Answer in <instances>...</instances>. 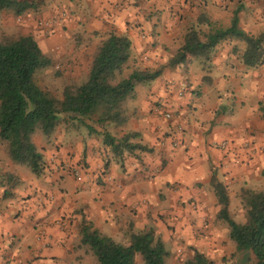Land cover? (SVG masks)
Masks as SVG:
<instances>
[{
  "label": "crops",
  "instance_id": "1",
  "mask_svg": "<svg viewBox=\"0 0 264 264\" xmlns=\"http://www.w3.org/2000/svg\"><path fill=\"white\" fill-rule=\"evenodd\" d=\"M60 1L54 0L42 12L44 20L38 13L19 15L23 33L32 35L43 54L52 58L58 81H85L90 60L85 63L82 56L93 54L111 32L131 40L123 77L132 70L161 72L137 84L135 97L125 101L124 123L108 124L111 136L134 133L130 142L148 149L127 150L115 159L100 136L62 138L61 126L67 123L63 122L51 133L52 142L49 137L32 136L43 161L41 174L35 175L0 147V240L11 241L0 248L2 264L82 263L77 250L84 245V222L104 236L110 231L112 236L107 237L113 240L123 235L126 244L131 233L153 229L164 244L166 264L184 257L191 260L193 249L212 264H222L227 257L232 264H251L248 253L233 255L235 244L227 225L217 217L220 205L210 182L214 177L224 187L233 217L232 205L241 202L239 192L264 186V59L245 66L241 57L246 43L230 37L215 45L207 67L198 57L203 75L191 66V55L170 65L189 29H177V15L187 13L179 11L183 0ZM197 10L206 14L211 26L230 27L236 15L240 30L264 34V0H201ZM164 112L171 119L164 120ZM161 126L167 129L162 134ZM217 135L233 150L217 147V154L205 162L206 178L198 179L193 143L202 140L207 153ZM237 140L245 143L237 146ZM174 141L179 142L177 147ZM145 156L153 163H146ZM234 160L239 163L232 167ZM181 168L185 175L177 178ZM166 176L172 179L164 180L163 187L156 185ZM149 196H155V203L146 199ZM186 230H190L187 235ZM220 233L224 235L218 239ZM189 238L195 243H188ZM218 247L227 251L217 260L212 253Z\"/></svg>",
  "mask_w": 264,
  "mask_h": 264
},
{
  "label": "trees",
  "instance_id": "2",
  "mask_svg": "<svg viewBox=\"0 0 264 264\" xmlns=\"http://www.w3.org/2000/svg\"><path fill=\"white\" fill-rule=\"evenodd\" d=\"M35 2L40 3L41 0ZM35 2L0 0V11L11 9L14 14L21 15L25 9L38 6ZM207 25L209 29L203 33L193 26L187 30L183 45L169 61L170 65L181 63L191 55L199 57L207 67L215 45L230 37L246 43L247 48L241 57L245 66L263 61L264 34L253 36L240 30L236 15L227 29H213L209 22ZM130 56L131 40L126 35L109 33L94 49L87 79L65 86L62 99L57 100L34 82V73L50 65L34 37L21 34L12 40L0 41V139L5 143L9 157L27 166L33 174L40 175L42 154L32 136L38 133L48 138L57 125L74 120L86 124L85 119L99 126L98 131L90 124L87 127L103 137L104 145L115 157L120 158L127 150L148 149L140 143L130 142L134 133H127L117 140L103 127L105 124L124 123V104L135 97L137 84L155 79L161 73L159 69L132 70L128 76L121 77ZM210 184L220 205L217 217L228 225L229 237L235 243L233 255L248 253L251 264H264V186L240 191L246 222L238 224L228 210L229 199L220 181L213 177ZM81 235V242L88 246L95 258L94 264H135L136 254L145 264H166L164 244L153 229L131 233L128 245L98 233L86 222L81 227ZM186 264H212V261L193 249V257Z\"/></svg>",
  "mask_w": 264,
  "mask_h": 264
},
{
  "label": "rangeland",
  "instance_id": "3",
  "mask_svg": "<svg viewBox=\"0 0 264 264\" xmlns=\"http://www.w3.org/2000/svg\"><path fill=\"white\" fill-rule=\"evenodd\" d=\"M32 1L35 2V0H32ZM53 1L54 0H41L40 3L35 2L36 5H38L35 7L36 9L33 10V8H27L22 12V15L27 17L26 15L29 12L38 13V17L41 18L42 20H44L46 16L45 15L42 16V12L47 11L50 8V5ZM200 1L201 0H189L188 1L189 5L187 6V8H184V10H183L182 7L185 6V4H187L186 0H183V4H181L179 11L185 12L187 10L186 11L187 13H185V16H183V14L181 15L180 12L177 15V16H180V19H179L180 22L177 25V29H185V28H190L191 26H193L195 28H204L205 30L200 29L202 31L201 33L206 32L208 30L207 28H209V26L207 25L208 19L206 17V14L200 10H197V6L200 5ZM197 2H198V4H197ZM60 3H62V1L59 0V4ZM40 5H42L43 7L45 6V7L44 8L40 7ZM39 8H42V9H39ZM182 17H183V19H182ZM167 19H168V15L166 16V20ZM182 20L184 22L186 21V23L185 24H184V22L182 23ZM34 21H36V18H34ZM47 21L48 20H45V22H47ZM23 24L24 23H23L22 17H19V15L14 14V12L11 9H2L0 11V41L12 40L14 38H17L19 35L24 34L23 29H22V28H24ZM37 27L39 28V27H41V25L38 24ZM212 27L213 28H223V27H219V26H212ZM227 28L225 27L223 29H227ZM84 42H85V40H84ZM92 56H93V54H91V53H90V55L85 53L84 56H82V59L86 63V61L90 60ZM45 57H47L50 60V65H48L47 67L40 69L34 73V75H33L34 76L33 77L34 82L39 88H41L44 91H47L52 97H54L57 100H61L62 99V90L65 86L79 84V83H81V81H75V80H70V81L67 80V81H61V82L58 81V79H57V77H58L57 71L58 70H56V67L53 65L54 62L52 61V58H49V56H46V55H45ZM191 60H192L191 66L195 69V71H197V75L198 76L203 75V71H202L200 63H199V58L193 56V57H191ZM121 77H123V74H121ZM84 121L86 122V124H84L80 121H77V120L69 121V122L63 124L61 126L62 127L61 129H64L63 130L64 134H63L62 138H65V140L72 139L71 138L72 135L83 136V137H87L88 135H92V136L98 138V134L96 132L90 131L87 126H89L88 124H90L92 126V128L96 129V131L99 130V126H97L96 123H94L92 120L90 121V120L85 119ZM103 127H104V130L109 135H111V132L108 131V129H109L108 124L103 125ZM38 135H40V134H38ZM54 135L49 136L48 140L52 142ZM58 135H60V134H58ZM60 136H62V135H60ZM101 139H102V143H103V137H101ZM116 139L118 140L120 138H116ZM102 145H104V143ZM0 147H2V149H5V143L1 139H0ZM110 155L112 158L114 157L116 159V157L113 155L111 150H110ZM81 176H82V174L80 172V177ZM234 204L232 205V208L235 209L236 206H234ZM231 216L234 219L233 215H231ZM245 220H246V217H245ZM227 227H228V225H227ZM228 229H229V227H228ZM105 233L107 236H110V237L112 236L110 231H106ZM114 240H115V242L121 243L123 245H128L124 242V236L123 235H120L118 238H115ZM77 254L80 255V258L78 261H80L82 263H87V264H94L95 263V258L89 252L87 245L84 244L81 248H79L77 250ZM229 258L227 257V259H224L227 261L226 262L222 261L221 263L227 264L230 261ZM179 260L181 262L179 261L178 263H175V264H180V263L186 264L189 261V259H187L185 257L183 259H179ZM134 263L135 264H145V262H143V260L141 259L139 254L135 255ZM168 264H172V263H168Z\"/></svg>",
  "mask_w": 264,
  "mask_h": 264
},
{
  "label": "clouds",
  "instance_id": "4",
  "mask_svg": "<svg viewBox=\"0 0 264 264\" xmlns=\"http://www.w3.org/2000/svg\"><path fill=\"white\" fill-rule=\"evenodd\" d=\"M122 19L123 18H121V21H118V23H120L121 27L123 26L122 25ZM166 130L167 129H165L163 126H161V134L163 133V131H166ZM223 139H224V137H221V136L217 135L216 139L212 142L213 147L207 153H205V149H204V146H203V141L200 140V139L195 140V142L193 143L192 155L196 157V160L194 162L196 163L197 167H196V169L193 170L195 173H198L196 178L201 179V180L206 178V176L208 174L207 173L208 165L205 162L209 159L210 155L217 154V147H220L223 151H227L229 153L232 152V150H233L232 146H224V145H222L221 142H222ZM134 142H138V141H134ZM151 143L153 145H156L155 138L151 139ZM244 143H245L244 140H237L236 141V145L237 146L242 145ZM157 147H159V145H157ZM237 150H239V149L237 148ZM181 151H182V149H181ZM201 153H204L202 160L200 159V154ZM145 161L148 164H152L153 163V159L151 157H148V156H145ZM132 163H133L135 168H137V169L140 168V164L138 162H132ZM156 163L159 164V160H157ZM238 163H239L238 160H234L232 167H235V165L238 164ZM202 164L204 165L203 168H201ZM129 170L131 171L132 168L130 167ZM184 175H185V173H184V169L183 168L178 170L177 178H181ZM171 179H172V177L166 176L163 179L157 180L155 183H156V185H159L160 187H163L164 180H171ZM146 199H148L151 203H155V196H149V197H146ZM245 216H246L245 207H244V205L241 202L238 201L237 205L235 207V211H234V219H235L236 223H238V224L245 223L246 222ZM188 231H190V230H186V235L188 234ZM223 235H224L223 233L218 234V239L220 237H222ZM4 236L5 237L7 236L6 232L4 233ZM10 242L11 241L6 239V238L3 239V240H0V248H6L7 245ZM188 243H190V244L191 243H195V241H193L191 238H189ZM176 251H183V250L180 249V248H177ZM226 251H227V249L218 247L216 252L212 253V255H213L214 258H217V260H218V258L223 256ZM18 254H19V250H17V255ZM0 264H2V261H0ZM40 264H52V261L51 260L41 261ZM229 264H232L231 260L229 261Z\"/></svg>",
  "mask_w": 264,
  "mask_h": 264
},
{
  "label": "built area",
  "instance_id": "5",
  "mask_svg": "<svg viewBox=\"0 0 264 264\" xmlns=\"http://www.w3.org/2000/svg\"><path fill=\"white\" fill-rule=\"evenodd\" d=\"M44 24L46 25V23H44ZM163 117H164V120L171 119V115L169 113H167V112L163 113ZM172 144H173L174 147H177L179 145V142L178 141H174ZM222 145L227 146V143H222ZM75 177L77 179H80V172L78 170L75 171Z\"/></svg>",
  "mask_w": 264,
  "mask_h": 264
}]
</instances>
